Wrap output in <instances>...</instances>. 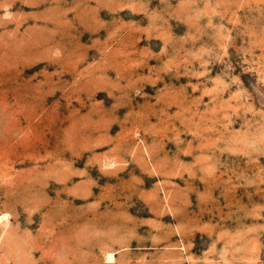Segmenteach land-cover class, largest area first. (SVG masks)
<instances>
[{
    "label": "rangeland",
    "instance_id": "1",
    "mask_svg": "<svg viewBox=\"0 0 264 264\" xmlns=\"http://www.w3.org/2000/svg\"><path fill=\"white\" fill-rule=\"evenodd\" d=\"M0 264H264V0H0Z\"/></svg>",
    "mask_w": 264,
    "mask_h": 264
}]
</instances>
